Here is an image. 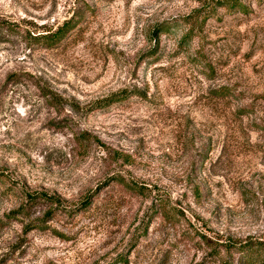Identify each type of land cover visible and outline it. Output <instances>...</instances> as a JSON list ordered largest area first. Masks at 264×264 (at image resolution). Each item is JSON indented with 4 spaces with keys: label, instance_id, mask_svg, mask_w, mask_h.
I'll use <instances>...</instances> for the list:
<instances>
[{
    "label": "rangeland",
    "instance_id": "1",
    "mask_svg": "<svg viewBox=\"0 0 264 264\" xmlns=\"http://www.w3.org/2000/svg\"><path fill=\"white\" fill-rule=\"evenodd\" d=\"M223 1L0 0V264L264 250V0ZM72 17L59 46L36 43Z\"/></svg>",
    "mask_w": 264,
    "mask_h": 264
},
{
    "label": "trees",
    "instance_id": "2",
    "mask_svg": "<svg viewBox=\"0 0 264 264\" xmlns=\"http://www.w3.org/2000/svg\"><path fill=\"white\" fill-rule=\"evenodd\" d=\"M222 6L228 7V9L231 12H239L243 15L246 14L247 9H245L242 5V3L239 0H224L220 3ZM77 27V23L74 17L64 22L61 26H59L55 31L49 30L46 33H43L42 35H39L36 37V43H42L48 45L50 48H54L59 46L72 31ZM190 39V36H186V41ZM129 95L128 93H121L120 95H113L111 97H108L100 102L95 103L94 106L88 108L86 111L87 114L91 113L92 111L96 109H104L107 108L114 103H117L122 100L128 99ZM51 102L55 106H62L63 101L59 100L56 97L51 98ZM42 202V203H49L50 205H57V208L50 212V215H53L55 211H60L62 208L60 206L59 200L52 198L48 196L45 193H36L34 195H30L28 199V205H34L35 203ZM91 204L90 201H87L86 203L82 204L83 210H86L89 205ZM262 243L254 244V243H246L245 245L240 246V251L244 255V257L248 260V263L250 264H260V257L257 256V252H263ZM261 252V253H262Z\"/></svg>",
    "mask_w": 264,
    "mask_h": 264
}]
</instances>
